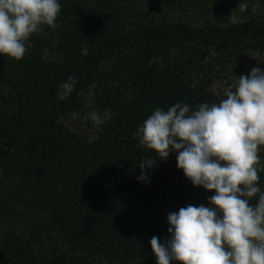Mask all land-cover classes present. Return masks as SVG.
Segmentation results:
<instances>
[{
	"label": "trees",
	"instance_id": "16d2710c",
	"mask_svg": "<svg viewBox=\"0 0 264 264\" xmlns=\"http://www.w3.org/2000/svg\"><path fill=\"white\" fill-rule=\"evenodd\" d=\"M87 1L59 0L58 27L34 34L21 61L0 56L3 264H32L30 246L43 245L54 254L44 264H156L150 241L170 239L169 213L208 206L215 193L192 186L176 152L139 180L142 159L158 157L133 134L156 108L219 103L249 56L244 75L264 71L263 21H126L112 13L135 0ZM88 12L110 14L91 36L80 27ZM69 76L76 89L59 100ZM96 110L111 112L99 127L83 120ZM260 156L264 163V149ZM259 175L264 191V170Z\"/></svg>",
	"mask_w": 264,
	"mask_h": 264
},
{
	"label": "clouds",
	"instance_id": "9594fccd",
	"mask_svg": "<svg viewBox=\"0 0 264 264\" xmlns=\"http://www.w3.org/2000/svg\"><path fill=\"white\" fill-rule=\"evenodd\" d=\"M60 12L59 0H0V56L21 61L34 34L58 27ZM235 80L219 103H202L195 110L179 102L166 111L156 108L133 134L158 157L142 159L139 180H147L158 160L176 152L177 169L192 186L215 193L208 206L188 205L169 213L170 239L161 243L153 236L150 241L156 264H264V191L259 185L264 71L254 67ZM76 85L69 76L59 85L58 99H68ZM94 88L89 86L88 97ZM110 117L109 110L103 115L96 110L83 120L99 127Z\"/></svg>",
	"mask_w": 264,
	"mask_h": 264
},
{
	"label": "rangeland",
	"instance_id": "374dc122",
	"mask_svg": "<svg viewBox=\"0 0 264 264\" xmlns=\"http://www.w3.org/2000/svg\"><path fill=\"white\" fill-rule=\"evenodd\" d=\"M92 1L88 0L87 2L88 4H92ZM112 14L116 18L126 21L183 20L192 25H200L203 23L224 25L247 20L264 22V7L246 4L236 0H189L177 2L172 5L164 4L160 0H135L130 5H124ZM109 15H101L103 21L107 20ZM251 63V56L242 62L241 66L233 75V84L237 82L235 79H238L248 71ZM219 85L217 84L216 86ZM5 229L0 219V236ZM2 243H4V240H2ZM30 247L33 249L31 252L34 257L32 264H44L46 259L54 255L46 249V245L41 246L42 250L40 251L37 247ZM61 250L62 248L58 251L61 253ZM53 260L54 257H52Z\"/></svg>",
	"mask_w": 264,
	"mask_h": 264
},
{
	"label": "water",
	"instance_id": "95a60500",
	"mask_svg": "<svg viewBox=\"0 0 264 264\" xmlns=\"http://www.w3.org/2000/svg\"><path fill=\"white\" fill-rule=\"evenodd\" d=\"M103 18L95 12L80 13V27L85 35H92L102 26Z\"/></svg>",
	"mask_w": 264,
	"mask_h": 264
},
{
	"label": "flooded vegetation",
	"instance_id": "af4514ba",
	"mask_svg": "<svg viewBox=\"0 0 264 264\" xmlns=\"http://www.w3.org/2000/svg\"><path fill=\"white\" fill-rule=\"evenodd\" d=\"M6 237L4 235L0 236V264H3L4 262V255H6V251L4 249V243H2V240H5Z\"/></svg>",
	"mask_w": 264,
	"mask_h": 264
}]
</instances>
